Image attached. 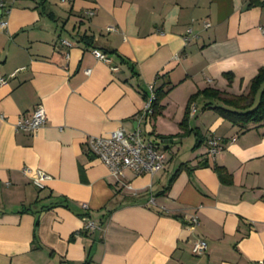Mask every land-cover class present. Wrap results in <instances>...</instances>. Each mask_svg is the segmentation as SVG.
Returning a JSON list of instances; mask_svg holds the SVG:
<instances>
[{
  "label": "crops",
  "instance_id": "crops-1",
  "mask_svg": "<svg viewBox=\"0 0 264 264\" xmlns=\"http://www.w3.org/2000/svg\"><path fill=\"white\" fill-rule=\"evenodd\" d=\"M5 1L0 264H258L264 258V121L233 124L213 105L203 109L199 94L188 120L193 131L179 135V123L197 91H248L264 66V0ZM83 33L92 36L91 47L80 40ZM62 38L73 45H60ZM150 84L171 88L161 113L146 119ZM39 104L45 124L35 133L17 130V120ZM116 128H138L154 139L166 151L164 168L153 175L127 171L129 185H117L85 144ZM212 137L222 144L215 155L207 151ZM185 145H193L191 155L177 160ZM182 162L188 168L164 191ZM214 165L230 173L231 183L220 180ZM25 166L52 179L39 188ZM60 199L68 206L41 209ZM81 213L97 226L85 228ZM196 238L207 241L204 253L192 252Z\"/></svg>",
  "mask_w": 264,
  "mask_h": 264
},
{
  "label": "built area",
  "instance_id": "built-area-1",
  "mask_svg": "<svg viewBox=\"0 0 264 264\" xmlns=\"http://www.w3.org/2000/svg\"><path fill=\"white\" fill-rule=\"evenodd\" d=\"M6 7V1L0 0V8ZM6 13V12H4ZM94 14L93 10H87L86 15L91 16ZM6 24L5 19L0 20V27ZM205 25H209L205 22ZM113 27H108L111 29ZM190 29H188V32ZM262 34H264V27L260 28ZM59 44L65 48L71 47L73 41L62 38L59 39ZM93 55L102 61L110 62V57L103 51L92 48ZM68 57V52L65 53ZM177 58V55H175ZM115 67H113L114 69ZM86 73L90 72V68L85 69ZM7 82V77L0 76V84ZM154 85L150 84V95L146 99L143 116L146 119L150 118L152 113V100L154 99ZM196 106L194 104L190 107V114H194ZM47 119V113L45 108L39 104L32 109L28 114L22 115L16 122L17 130H24L29 133H35L41 128ZM233 137L232 140H235ZM87 151L97 157L109 170L110 175L115 179L117 185L127 187L129 184L125 182L126 172L130 171L135 176L144 174L153 175L164 168L166 162V151L160 147L151 137H147L138 128L131 132L125 131L123 128H116L103 135H91L86 140ZM222 148V144L219 138L212 137L208 141V152L211 155H215ZM23 171L30 174L32 183L43 188L46 186L47 181L52 179V176L47 171L41 168L32 169L28 166L23 167ZM86 208V204H83ZM85 218V228H93L97 225L91 221L87 216ZM193 225L198 223L197 217L194 215L191 217ZM207 250V241L203 238H196L192 245V252L194 254H201ZM258 264H264V258L259 260Z\"/></svg>",
  "mask_w": 264,
  "mask_h": 264
},
{
  "label": "trees",
  "instance_id": "trees-1",
  "mask_svg": "<svg viewBox=\"0 0 264 264\" xmlns=\"http://www.w3.org/2000/svg\"><path fill=\"white\" fill-rule=\"evenodd\" d=\"M264 3V1H262ZM249 5H254L251 1ZM85 45L92 46V36L86 33L81 35V39ZM229 82H231V73H225ZM171 86L163 89V85L158 88H154V99L152 100V113L150 117L156 116L161 113L163 109L162 99L166 96ZM201 94L206 102L203 104V109L206 106L213 105V109L223 118L227 119L233 124H247L248 122L259 123L264 121V66L260 67L257 73L251 78L249 89L246 93L230 94L214 87H206L200 91L191 94L188 98L185 108L184 117L179 123L181 132L179 135L184 136L193 131L188 128V120L190 115V107L195 101L196 97ZM147 99V98H146ZM198 136V131L194 132ZM201 139L197 137V141ZM184 168H188L186 162H182L172 173L167 186L164 191L167 190L177 174ZM215 171L218 174L220 180L224 183H231L232 177L230 173L223 166L214 165ZM44 188V187H43ZM64 199H60L52 203L51 205L42 206L41 209H46L57 204L68 206ZM30 207L27 205L23 207V210H28ZM82 217L86 216V213L80 214ZM38 216L35 219V229L38 225ZM84 230H80L82 232Z\"/></svg>",
  "mask_w": 264,
  "mask_h": 264
},
{
  "label": "rangeland",
  "instance_id": "rangeland-1",
  "mask_svg": "<svg viewBox=\"0 0 264 264\" xmlns=\"http://www.w3.org/2000/svg\"><path fill=\"white\" fill-rule=\"evenodd\" d=\"M192 147H193V145H190V147L187 145L183 146L181 148V151H180V154H179L177 160H185V158H187L189 155H191Z\"/></svg>",
  "mask_w": 264,
  "mask_h": 264
},
{
  "label": "water",
  "instance_id": "water-1",
  "mask_svg": "<svg viewBox=\"0 0 264 264\" xmlns=\"http://www.w3.org/2000/svg\"><path fill=\"white\" fill-rule=\"evenodd\" d=\"M0 12H1V10H0Z\"/></svg>",
  "mask_w": 264,
  "mask_h": 264
}]
</instances>
